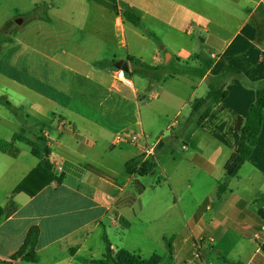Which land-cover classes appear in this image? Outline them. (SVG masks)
I'll use <instances>...</instances> for the list:
<instances>
[{
  "label": "crops",
  "instance_id": "crops-1",
  "mask_svg": "<svg viewBox=\"0 0 264 264\" xmlns=\"http://www.w3.org/2000/svg\"><path fill=\"white\" fill-rule=\"evenodd\" d=\"M12 1L13 15L0 24L1 39L10 46L8 107L22 110L26 125L0 136L12 141L23 132L25 139L15 142L17 157L0 152V208L10 202L16 206L14 213L0 214V261L100 264L106 238L114 254L127 250L144 259L129 240L161 241L167 250L164 239L174 237L168 250L186 264H264V122L258 145L238 175L228 178L225 171L239 146L236 122L247 115L264 82V0H116L141 12L138 26L112 11L104 3L108 0ZM152 35L162 44L187 42V48L177 47L183 66L199 68L191 59L204 53L213 67L202 78L168 73L150 81L136 75L130 58L153 66L166 63ZM121 60L128 63L134 89L114 79ZM225 65L240 70L244 80L228 79L227 97L197 125L192 105L207 95L210 78ZM169 79L174 97L185 86L181 108L187 110L186 126L193 129L186 139L175 136L165 159L157 151L144 157L142 163L156 164L150 174L157 180L149 185L150 174L137 173L142 163L133 174L127 170L130 160L144 156L147 144H116L115 139L134 132L154 143L152 125L175 111L151 102L162 97L159 83ZM16 119L13 114L11 121ZM5 121L0 110V122ZM27 141L37 142L42 155L49 151L51 166L62 167L54 172L60 183L35 193L19 188L43 161ZM141 185L145 190L137 194ZM32 228L39 229L37 261L13 260Z\"/></svg>",
  "mask_w": 264,
  "mask_h": 264
},
{
  "label": "trees",
  "instance_id": "trees-1",
  "mask_svg": "<svg viewBox=\"0 0 264 264\" xmlns=\"http://www.w3.org/2000/svg\"><path fill=\"white\" fill-rule=\"evenodd\" d=\"M112 11L122 15L125 21H128L135 26H138L141 21V12L133 7L126 4L119 6L116 0H108L104 2ZM39 10V9H38ZM152 38L160 43V40L152 35ZM0 38V42H3ZM193 61H198L201 66L199 68H192L186 66L175 70L173 72L166 71V65L170 63L167 62L163 65L153 66L142 62L141 60L130 58V62L134 66L135 74L143 78H147L150 81H160L162 78L170 74H189L196 77H204L207 71L213 67L212 60H209L204 53L193 55ZM264 60V56H263ZM230 78H239L244 80L242 72L233 66L225 65L219 74L213 78H210L208 87L209 91L204 98L196 99L192 105L191 117L196 118V124L200 125L211 113L213 108L220 102L221 99L227 97L228 92L225 90L227 80ZM7 106L11 107L10 102H5ZM264 122V82L256 89L255 101L250 106L248 113L245 117L238 118L235 126L236 133L240 136L239 146L237 151L232 155L228 163L226 164L225 171L228 178L235 177L238 175L242 166L252 157L255 147L258 145V140L262 132ZM23 132L15 134L12 141H7L0 138V152L9 154L13 157H17L19 154V149L15 146V142L25 140L23 137ZM32 149L34 156L42 158V163L33 171L31 174L19 185V188L29 189L33 193L39 191L43 187L51 183H60L61 178H57L52 170V166L48 161L49 151L45 149L44 154L39 153V148L37 142L27 141ZM144 156L134 158L127 163L128 173L133 174L136 172V168L142 163ZM156 169V164L147 160L142 163L141 168L137 171L139 176H146L150 173H154ZM38 182V188L32 189L30 187L31 182ZM145 190V187L141 185L136 191L137 194H141ZM220 192L226 190V185L221 184L219 188ZM16 206L13 202L5 208H0V214L6 211L9 215L14 213ZM39 236V229L32 228L25 240L22 248L12 257L13 260L21 258L22 260L28 262H35V247L37 245ZM174 237L167 239L165 238V244L169 250H171V243ZM106 254L103 260H99L97 263L100 264H161V258L159 255L154 254L150 259L145 260L139 257L137 254L132 253L127 250H120L117 254H114L112 250V245L106 238ZM228 264H239L227 261ZM0 264H7L0 261Z\"/></svg>",
  "mask_w": 264,
  "mask_h": 264
},
{
  "label": "rangeland",
  "instance_id": "rangeland-1",
  "mask_svg": "<svg viewBox=\"0 0 264 264\" xmlns=\"http://www.w3.org/2000/svg\"><path fill=\"white\" fill-rule=\"evenodd\" d=\"M12 0H0V24H6L8 17L13 15V12H11V9L13 7V2L11 3ZM0 38H5V34H0ZM128 40H131V32L128 31ZM175 41H179V42H183L182 40H175ZM174 40H167L166 42L163 41L158 43L159 44V49L161 50V58L164 60L165 59V55L166 53H170L172 54V58L170 60L169 64H165L166 65V71L167 72H173L175 70H178L180 68L183 67L182 64L179 63V59L180 56L178 55V45L180 47H188V44L186 42V46H184L181 43L174 44L175 42ZM8 42V40H7ZM6 40H4L3 42H0V110H1V117H3L6 121L1 123L0 122V136H10V133L12 131H20L21 126L22 125H26L25 124V119L22 118L23 112L22 110H12L11 108H9L6 105V101H9V91L7 90V86H6V77L5 74L6 72L10 69V65H9V57H10V53L8 52V48H10V46H8ZM164 78V77H163ZM26 81L31 82L29 78L26 77ZM174 82L169 80H164L162 82L159 83V86L161 88L164 89L165 93L162 94V97L160 96L158 99L155 98L153 100H151V102L157 106H166V107H170V108H174V110H169L164 117L157 122V125H152L151 127V141H154V143L160 144L161 142L165 143L166 146L161 150V149H157V157L162 156V159L166 158V154L170 153L172 151V149H174L173 144L176 142L175 140V136H178L180 139H182V137H184L186 139V134L191 133L193 126L192 125H188L186 126L185 124V116L187 115V110L182 109L181 106L184 103V99H186L187 97V93L186 96L183 93V90L185 89V86L182 87V85L179 88L180 91L178 90L177 94L174 97L173 95V89L172 87L170 88L171 85H173ZM150 91V90H149ZM186 92H188L187 90V85H186ZM180 97V98H178ZM162 108V107H161ZM182 111L181 115L177 116L176 113L177 111ZM16 116V120L11 121L12 116ZM8 120V121H7ZM176 120H178L179 123H176L175 126L173 127V131L170 129V126L172 123L176 122ZM19 123H21L19 125ZM26 130L28 131L27 136L31 137L29 135V131L30 129L28 127H25ZM40 128V127H39ZM41 129H43V127H41ZM170 129V132H169ZM39 135L40 130H38L37 132ZM198 133V132H197ZM160 137H162V141H157ZM156 141V142H155ZM188 143V142H187ZM175 145V144H174ZM179 145H177L178 147ZM192 178L194 179L195 183H197L198 180V174L193 172V174H191ZM157 180V175H149L145 182L149 185H151L152 183H154ZM164 195H166L165 191L163 192ZM175 233V232H174ZM177 233V232H176ZM174 234H171V236H173ZM120 236V235H119ZM168 236V237H171ZM121 238V237H120ZM129 245H133V249H140L139 251H141L142 256L144 257V259H150V257L154 254H157L160 256L161 258V264H186V261H184L182 258H177L174 259L172 257V255L170 254L169 250H165V246L163 242H159L156 243H145L143 242V240H129ZM135 243V244H134ZM138 251V250H137Z\"/></svg>",
  "mask_w": 264,
  "mask_h": 264
},
{
  "label": "built area",
  "instance_id": "built-area-1",
  "mask_svg": "<svg viewBox=\"0 0 264 264\" xmlns=\"http://www.w3.org/2000/svg\"><path fill=\"white\" fill-rule=\"evenodd\" d=\"M212 57L214 58L215 56L212 55ZM114 79L121 83L122 85H124L127 88L130 89H134V79L133 77H131L128 72H126L123 69H116L114 71ZM144 141L147 144V147L145 148V152H144V157L146 158L147 156H153L155 154V152L157 151V143H147L148 141L146 140V136L144 134H136L134 132H124V133H120L117 135L115 142L116 144H120L122 142L125 143H139L140 141ZM52 170L53 172H60L62 171V167L59 166L58 164H53L52 166Z\"/></svg>",
  "mask_w": 264,
  "mask_h": 264
},
{
  "label": "water",
  "instance_id": "water-1",
  "mask_svg": "<svg viewBox=\"0 0 264 264\" xmlns=\"http://www.w3.org/2000/svg\"><path fill=\"white\" fill-rule=\"evenodd\" d=\"M18 21H19V23H22L21 20H18ZM171 58H172V54H170V53H166V55H165V61H166V63L169 62V61L171 60ZM116 68H117V69H123V70H125L126 72H129V71H130V70H129L128 63L125 62V61H123V60H121V61H119V62L117 63ZM163 145H164V143L161 142L160 144H158V147H157V148H158V149H161V148L163 147Z\"/></svg>",
  "mask_w": 264,
  "mask_h": 264
}]
</instances>
